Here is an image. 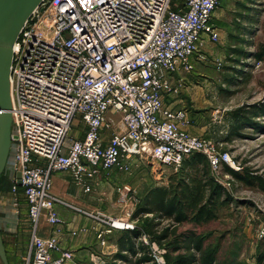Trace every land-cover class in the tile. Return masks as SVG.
Listing matches in <instances>:
<instances>
[{
    "label": "built area",
    "instance_id": "1",
    "mask_svg": "<svg viewBox=\"0 0 264 264\" xmlns=\"http://www.w3.org/2000/svg\"><path fill=\"white\" fill-rule=\"evenodd\" d=\"M220 2L43 0L33 11L14 44L10 77L15 152L11 191L16 203L22 194L32 224L25 264H67L73 259L71 251L59 247L58 237L38 234L43 215L53 227L62 222L58 203L104 224L97 233L102 245L114 230L136 227L129 217L90 213L56 196L51 190L56 172H70L90 192L101 171L129 172L134 159L178 169L186 157L201 152L213 170L224 165L240 169L212 138L184 128L182 110L164 104L165 95L177 91L173 75L179 69L193 70L195 57L206 59V38L218 41L214 12ZM77 118L84 123L85 136L70 140ZM117 122L119 128L113 129ZM258 235L264 238V222ZM103 262L97 257L91 264Z\"/></svg>",
    "mask_w": 264,
    "mask_h": 264
},
{
    "label": "rangeland",
    "instance_id": "2",
    "mask_svg": "<svg viewBox=\"0 0 264 264\" xmlns=\"http://www.w3.org/2000/svg\"><path fill=\"white\" fill-rule=\"evenodd\" d=\"M241 3L250 9L242 8ZM240 13H247L256 20L255 23L246 21L240 23L241 27L251 29L253 33L249 36L237 30L236 23L241 20L238 15ZM214 21L220 28V42L225 38L226 55L216 62L221 63V66L210 64V67L202 69L203 73L213 75L218 80L216 87H219V97H214L211 100L212 104L203 108L207 111L206 120L210 121L211 129H213L209 137L214 140L217 149L231 153L240 167L238 171L248 170L264 178V117L256 118V128L252 125L243 127L239 125L232 131L226 132L228 125L233 124L234 110L242 109L240 112H244L251 108L250 105L264 99V62H259L253 56L243 60L240 57V62H237L235 59L239 56L234 51L238 35L253 47L250 49L249 45L246 46L242 42L237 44L239 48L252 52L254 49L264 47V0H221L214 12ZM224 108L230 110L228 114ZM188 109L194 111L196 108L189 106ZM115 117L119 118L120 115ZM117 123L113 129L119 128V122ZM186 123H190V120L186 119ZM235 131H238V134ZM132 161L129 172L116 168L101 171L103 176L100 177L101 182L94 192L98 197L97 204L102 208L100 211L104 210L118 219L129 217L136 226L145 229L147 222L154 216L146 214L138 219L134 218L138 204L151 188L169 184L171 175L180 171V168L176 169L170 164H160L152 159ZM14 166L15 152L12 145L1 178L0 191L8 189L7 184L11 185ZM224 166L217 171L211 170L216 181L225 188L230 197L226 204L220 205L219 214L215 220L202 226L191 223L180 224L177 226L176 233L169 230L170 236L160 240L145 232L141 238L133 240V252L120 250L118 245L120 235H118L112 239L115 244L113 253L103 259V264H168L166 262L168 255L171 258V264H176L175 259L178 255L186 256L189 259L188 264H264V238L258 235L259 226L264 222V191L239 182L225 172ZM125 186H129L132 190H125ZM11 200H15L14 195H11ZM19 214L18 207L16 215ZM156 220L161 221L160 226L154 230V233L159 236L163 234V228L169 227L172 222L169 219ZM116 232L117 229L107 234V240L108 236ZM184 233L202 237V249L199 251L196 248L179 249L175 241ZM2 235L9 263L25 264L27 248H19L17 245L13 247L12 239L10 240L3 229ZM16 239L26 240L25 235H19V233ZM120 252L126 258L117 256ZM209 254L213 255L210 263L207 258ZM0 264H3L1 258Z\"/></svg>",
    "mask_w": 264,
    "mask_h": 264
},
{
    "label": "crops",
    "instance_id": "3",
    "mask_svg": "<svg viewBox=\"0 0 264 264\" xmlns=\"http://www.w3.org/2000/svg\"><path fill=\"white\" fill-rule=\"evenodd\" d=\"M238 15L240 16V14ZM243 21L249 22L247 19H244ZM254 21L256 22V20ZM214 23L219 32L218 41H211L207 38L205 39L202 52L205 54L206 59L195 57L193 59L194 68L191 71L179 69L172 77V84L176 86L177 91L167 93L164 98V104L166 107L174 110H182L185 113V117L187 120H190V123H186L184 128L191 134L197 136L209 137V135L212 134L210 133L213 131V129H211L210 121L208 120V122L206 120L207 111H204L203 108H207L212 104L211 100L218 96L219 91V87H216V82H218V80L213 75L203 73L202 69L210 67V64L221 66V63L216 62H219L226 55L225 38L224 41L220 42V28L216 21H214ZM223 33L224 31L222 32V35ZM245 35L249 36V34ZM235 44L234 48L238 47L237 44L239 43ZM244 44H246V46L249 45L248 48L253 49V47H251L252 44ZM256 51H258V49H254L252 52L247 51L250 54L242 56V60L243 58L255 57L252 53H255ZM257 60L259 62H264V60ZM242 63H244V61H242ZM189 106H193L196 109L190 111L188 109ZM225 110H227V114L230 111L229 109ZM231 130L232 127L228 125L226 132ZM109 134L110 133H107L108 136ZM84 136V123L81 119L77 118L74 121L73 128L70 132V140L83 139ZM116 169L119 170L118 168ZM102 173L103 172H101L100 175L98 174L96 178L91 181L92 190L86 192L83 186L77 185L74 182L70 172L59 171L54 173L52 177L53 183L51 190L56 196L64 201L90 213H96L102 210L97 204L98 197L96 192H94L96 186L101 182L100 177L103 176ZM13 176L14 170L12 177ZM12 181L13 178L11 179V185L7 184L8 189L0 191V225L1 229H3V231L9 236L10 240L12 239L11 244L13 247L17 245L19 248L25 247L29 250L32 224L29 221L27 204L23 200V197H21L22 194L19 195V203H16V200L18 199L11 191ZM11 195H14V201H10ZM18 207L20 214L16 215ZM56 209L62 222L53 227L47 222L46 216L43 215L40 219L38 234L41 237H49L51 235L58 237L59 247L63 250L71 251L73 254V259L67 264H91L92 260L97 259V257L104 259L113 253L115 244L112 239L118 236V231L113 235L108 236L107 244L102 245L97 237V233L100 229H104L106 226L99 220L78 212L64 204L58 203ZM18 233L19 235H25L26 240L19 241L16 239V237L18 238ZM54 256L58 257L59 252H54Z\"/></svg>",
    "mask_w": 264,
    "mask_h": 264
},
{
    "label": "trees",
    "instance_id": "4",
    "mask_svg": "<svg viewBox=\"0 0 264 264\" xmlns=\"http://www.w3.org/2000/svg\"><path fill=\"white\" fill-rule=\"evenodd\" d=\"M244 9H250L245 4L241 3ZM240 18L236 24L237 29L241 34L251 35L253 32L249 27H241L240 23L244 19L249 22H255L252 16L247 13H240ZM248 43L246 40L241 39L240 35L236 37V43ZM234 51L240 55L237 57L238 62L240 57L250 54L242 48L236 47ZM257 59L264 60V47H260L258 51L252 53ZM238 71V70H237ZM248 110L240 112L234 110L232 130L240 127L252 125L256 128V118L264 117V99L252 105ZM231 114V113H230ZM231 130V131H232ZM238 134V131H235ZM212 167L208 157L201 152H194L183 161L180 171L171 175L170 183L158 185L151 188L146 195L142 198L133 217L138 219L143 215L152 214L151 218L145 225V229L141 226H136L132 230L118 231V245L120 250L134 251L135 238H141L145 232L157 239H165L170 236L169 230L177 231V226L184 223H191L195 226H202L215 220L219 214V207L229 201V196L225 188L216 181L212 175ZM226 173L233 176L239 182L244 183L250 187H256L258 190L264 191V178L261 175L255 174L250 171H237L224 166ZM224 195V197H223ZM156 219H169L171 224L169 227L163 228V234L157 236L154 230L157 229L161 221ZM202 237H195L189 233H184L175 241V245L181 248H196L198 251L202 249ZM117 256L126 258L123 253H118ZM211 254L208 255V262H211ZM166 262L171 264L169 255L166 257ZM261 259V257H260ZM189 259L186 256L178 255L175 259L176 264H188Z\"/></svg>",
    "mask_w": 264,
    "mask_h": 264
},
{
    "label": "water",
    "instance_id": "5",
    "mask_svg": "<svg viewBox=\"0 0 264 264\" xmlns=\"http://www.w3.org/2000/svg\"><path fill=\"white\" fill-rule=\"evenodd\" d=\"M43 0H0V182L12 146L11 67L14 44L25 23ZM19 183L21 172H17ZM0 258L10 264L0 226Z\"/></svg>",
    "mask_w": 264,
    "mask_h": 264
}]
</instances>
